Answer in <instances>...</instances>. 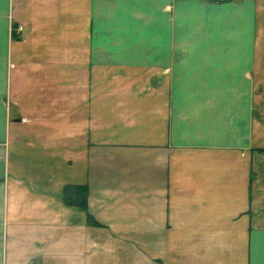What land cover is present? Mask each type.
<instances>
[{
  "label": "crops",
  "instance_id": "crops-1",
  "mask_svg": "<svg viewBox=\"0 0 264 264\" xmlns=\"http://www.w3.org/2000/svg\"><path fill=\"white\" fill-rule=\"evenodd\" d=\"M255 80L264 0H0V264H264Z\"/></svg>",
  "mask_w": 264,
  "mask_h": 264
},
{
  "label": "rangeland",
  "instance_id": "rangeland-1",
  "mask_svg": "<svg viewBox=\"0 0 264 264\" xmlns=\"http://www.w3.org/2000/svg\"><path fill=\"white\" fill-rule=\"evenodd\" d=\"M260 78L261 77H257L259 80ZM263 90L264 83H262L261 87V82L256 80L254 82H246V108L248 110L250 109L251 113L246 115V120L248 123L250 119L253 121L250 132L246 134V137L249 139H253L255 137L262 139L264 137V127H262L264 126V96L261 94ZM258 150H264V148H258Z\"/></svg>",
  "mask_w": 264,
  "mask_h": 264
},
{
  "label": "trees",
  "instance_id": "trees-1",
  "mask_svg": "<svg viewBox=\"0 0 264 264\" xmlns=\"http://www.w3.org/2000/svg\"><path fill=\"white\" fill-rule=\"evenodd\" d=\"M89 192L90 188L87 184H66L62 188V195L66 204L76 206L87 211L88 222L93 225H100L94 216L88 212Z\"/></svg>",
  "mask_w": 264,
  "mask_h": 264
},
{
  "label": "built area",
  "instance_id": "built-area-1",
  "mask_svg": "<svg viewBox=\"0 0 264 264\" xmlns=\"http://www.w3.org/2000/svg\"><path fill=\"white\" fill-rule=\"evenodd\" d=\"M19 30H22V27H20V29Z\"/></svg>",
  "mask_w": 264,
  "mask_h": 264
}]
</instances>
